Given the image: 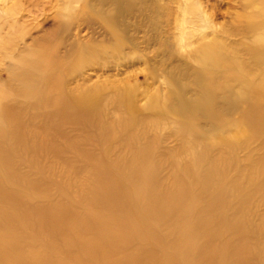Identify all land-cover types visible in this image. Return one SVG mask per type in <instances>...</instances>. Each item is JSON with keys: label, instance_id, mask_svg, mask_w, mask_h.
Listing matches in <instances>:
<instances>
[{"label": "rangeland", "instance_id": "obj_1", "mask_svg": "<svg viewBox=\"0 0 264 264\" xmlns=\"http://www.w3.org/2000/svg\"><path fill=\"white\" fill-rule=\"evenodd\" d=\"M63 1L6 0L11 37L58 58L55 70L48 56L0 57V264H264V129L242 125L246 140L223 145L150 117L146 95L168 91L159 59L143 47L62 56L76 26L56 16ZM201 1L219 27L244 20L242 0ZM113 79L148 117L127 124L111 101L92 117L63 102Z\"/></svg>", "mask_w": 264, "mask_h": 264}, {"label": "bare ground", "instance_id": "obj_2", "mask_svg": "<svg viewBox=\"0 0 264 264\" xmlns=\"http://www.w3.org/2000/svg\"><path fill=\"white\" fill-rule=\"evenodd\" d=\"M0 5V57L26 59L32 66L38 60L40 65V59L48 55L31 49L25 35L19 40L11 37L17 11L6 0ZM60 5L64 11H57L56 16L68 28L76 25L68 33L70 41L62 56L101 61L143 47L159 59L168 91L162 100L156 93L146 95L150 117L189 124L193 135L211 136L207 138L214 137L215 143L223 145L246 140L242 125L264 129L258 119L264 113V0H242L243 22L220 27L201 0H64ZM131 18H135L132 26ZM82 31L85 37H80ZM57 58V50L46 58L55 59V70ZM118 81L75 86L64 94L63 102L70 103L74 113L92 117L98 114L101 101H111L121 109L127 124L148 117L135 104L132 87ZM108 237H104L106 244ZM96 240L99 236L88 243L97 244ZM81 243L87 245L84 240Z\"/></svg>", "mask_w": 264, "mask_h": 264}]
</instances>
